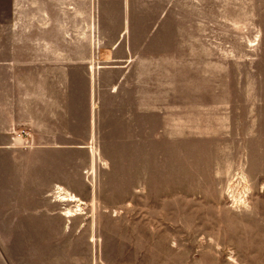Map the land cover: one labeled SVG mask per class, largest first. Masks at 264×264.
<instances>
[{
  "label": "rangeland",
  "instance_id": "374dc122",
  "mask_svg": "<svg viewBox=\"0 0 264 264\" xmlns=\"http://www.w3.org/2000/svg\"><path fill=\"white\" fill-rule=\"evenodd\" d=\"M201 1L204 29L156 30L151 36L175 44L143 47L146 110L140 131L127 133L134 139L119 152L105 142L109 158L81 146L62 158L76 165L81 191L56 194L95 199L68 212H88L95 228L109 229L94 245L110 257L123 251L126 264H264V0ZM105 2L0 0V53H37L20 41L28 37L57 38L83 54L132 39L135 31L99 28ZM138 50L121 45L115 54H128L132 67Z\"/></svg>",
  "mask_w": 264,
  "mask_h": 264
},
{
  "label": "crops",
  "instance_id": "0c3cea01",
  "mask_svg": "<svg viewBox=\"0 0 264 264\" xmlns=\"http://www.w3.org/2000/svg\"><path fill=\"white\" fill-rule=\"evenodd\" d=\"M201 4L106 0L100 12L107 26L99 28L120 35L135 31L132 39L119 38L100 54H83L63 48L57 38L28 37L20 41L37 53H0V239H7L6 262L0 259V264H126L123 251L110 257L105 247L99 251L94 245L109 229L95 228V221L85 218L88 212H68L90 207L95 199L70 201L56 194L81 191L72 182L76 165L70 161L63 166L62 158L80 146L88 157L100 152L109 158L105 142L119 152L122 141L134 139L127 133L140 131L145 109L141 78L148 59L143 47L175 44L151 36L156 30L204 29ZM177 39L176 44H184V37ZM121 45L140 47L134 54L140 65L131 67L128 54H115ZM154 111L150 106L146 125L153 124ZM95 143H101L100 151L91 149ZM124 234L119 230L116 236ZM26 239H39L38 245H27Z\"/></svg>",
  "mask_w": 264,
  "mask_h": 264
},
{
  "label": "bare ground",
  "instance_id": "6f19581e",
  "mask_svg": "<svg viewBox=\"0 0 264 264\" xmlns=\"http://www.w3.org/2000/svg\"><path fill=\"white\" fill-rule=\"evenodd\" d=\"M72 193V192H71ZM75 194H72V197L74 196ZM68 197H71V196H68Z\"/></svg>",
  "mask_w": 264,
  "mask_h": 264
}]
</instances>
